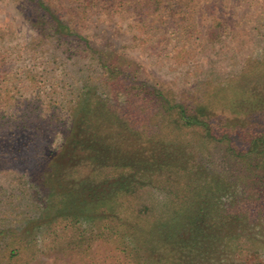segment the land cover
<instances>
[{"label": "rangeland", "instance_id": "1", "mask_svg": "<svg viewBox=\"0 0 264 264\" xmlns=\"http://www.w3.org/2000/svg\"><path fill=\"white\" fill-rule=\"evenodd\" d=\"M42 1L89 47L74 49L43 33L26 0H0V264L9 257L14 264H136L99 242L71 262L56 252L60 240L51 232L70 235L72 228L61 217L58 195L76 188L85 174L98 175L85 163L64 173L56 166L64 135H72L73 121L83 114L93 118L97 138L105 130L123 137L125 129L151 125L157 132L165 125L163 140L192 142L183 153L192 171L204 163L211 179L236 183L220 197L227 209L234 198L241 241L227 236L223 246L195 260L177 256L184 248L176 245L160 247L153 257L134 249L139 263L264 264V0H196L188 6L166 0L171 13L160 8L151 18L134 15L125 0ZM154 90L170 108L169 120L154 103L158 99L146 98ZM201 102L219 127L218 142L202 141L195 134L200 127L174 130L181 123L178 105L191 113ZM248 153L250 162L243 158ZM149 189L118 199L122 219L142 226L145 239L162 197ZM145 207L154 215L135 217ZM68 215L67 209L62 216ZM154 239L140 244L158 248Z\"/></svg>", "mask_w": 264, "mask_h": 264}, {"label": "trees", "instance_id": "2", "mask_svg": "<svg viewBox=\"0 0 264 264\" xmlns=\"http://www.w3.org/2000/svg\"><path fill=\"white\" fill-rule=\"evenodd\" d=\"M26 1L39 14V22H36L35 26L42 29L43 33L56 38L57 42L61 41L74 49L87 52L89 43L52 17L48 6L42 0ZM172 1L177 4L184 2L188 6L196 0ZM126 2L134 15L140 17L151 18L160 8L167 14L171 13L168 9L171 6L166 0H125ZM152 93L147 94L146 98L149 101L158 99L154 103H160L164 119L169 120L171 110L160 102L163 98L162 93L159 90H154ZM86 105L89 106L88 102ZM178 108L181 123L174 130L181 132L180 129L183 128L200 127L202 131L195 134L202 141H219L216 132L219 127L210 123L213 115L211 112H206L208 108L202 102L197 103L191 113L183 106L178 105ZM88 117L90 116L83 114L78 117L76 123L73 121L71 125L74 127L73 133L69 138L70 130L67 131L66 136L64 135L66 148L56 166L64 173L85 163L97 168L98 175L85 174L86 176L76 179V188L67 189L66 193L58 195L61 201L63 200L60 214L64 215L65 210H69L68 216L61 215V217L69 218V224H72L70 235L62 236L51 232L54 240H60L56 249L58 254L62 257H70L71 262V258L75 260L78 254L86 255L92 249L93 243L99 242L112 247L109 248L111 252L131 255L132 258H136V264H141L140 255L134 252V249L141 248L144 254L156 253L152 255L153 257L158 255L160 247L170 251L172 246L176 245L184 248L179 249L177 256L195 260L208 254V249L223 246V239L227 236L232 237L235 234L234 240L241 241V235L237 232V224L241 217L240 214L232 212L234 198L227 203L232 209H227L220 197L224 191L226 192L223 196L227 195L230 187L236 183L225 179V176L223 179L226 181L222 183L217 182V178L211 179L209 167L204 163L192 171L188 165L190 159H186L183 155L186 147L191 145V141L187 140L185 143L179 138L175 139L180 141L163 140L160 133L166 126L162 124L158 126L157 132L150 131L152 126L149 125L140 132L125 129L126 133L123 137H117L120 134L107 135L105 130L97 138L96 124L92 117ZM107 120L111 122V119ZM124 127L122 124L120 127L118 125L121 131ZM250 141L252 145L255 139L251 138ZM227 150L230 156L235 157L233 149L227 148ZM243 158L246 162L251 160L249 153ZM177 171L182 173L177 174ZM174 175L183 181H176ZM146 188H150V191L155 190L162 197L161 204H158L157 208V219L149 225L148 237L145 239L142 226L130 225V220L122 219L120 212L123 204H118V199L137 194ZM131 205L126 203L128 206L126 208L129 210ZM152 209L154 208L145 207L135 217H141L143 214L154 215V212L149 213ZM152 236L158 248L142 245L144 242L149 243V238ZM140 241L143 243L140 244ZM131 244L135 245L131 246ZM106 252L105 248L104 255ZM107 257L106 254L104 258ZM151 258L149 260H152ZM10 259L9 257L3 264H14L15 261L10 262ZM142 264L148 263L144 261Z\"/></svg>", "mask_w": 264, "mask_h": 264}]
</instances>
